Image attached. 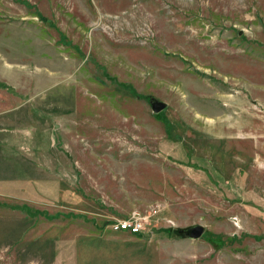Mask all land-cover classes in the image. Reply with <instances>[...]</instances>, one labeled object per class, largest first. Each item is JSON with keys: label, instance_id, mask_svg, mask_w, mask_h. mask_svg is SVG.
I'll list each match as a JSON object with an SVG mask.
<instances>
[{"label": "rangeland", "instance_id": "rangeland-1", "mask_svg": "<svg viewBox=\"0 0 264 264\" xmlns=\"http://www.w3.org/2000/svg\"><path fill=\"white\" fill-rule=\"evenodd\" d=\"M0 264H264V0H0Z\"/></svg>", "mask_w": 264, "mask_h": 264}, {"label": "water", "instance_id": "water-1", "mask_svg": "<svg viewBox=\"0 0 264 264\" xmlns=\"http://www.w3.org/2000/svg\"><path fill=\"white\" fill-rule=\"evenodd\" d=\"M151 108L154 112H159L165 107V103L155 98L150 100ZM176 236L181 238L198 239L204 232V226L201 224H193L186 227H178L173 229Z\"/></svg>", "mask_w": 264, "mask_h": 264}, {"label": "built area", "instance_id": "built-area-1", "mask_svg": "<svg viewBox=\"0 0 264 264\" xmlns=\"http://www.w3.org/2000/svg\"><path fill=\"white\" fill-rule=\"evenodd\" d=\"M136 215V214H135ZM132 215L128 219L118 221L113 225L114 230L128 231L131 233H141V230L144 228L142 225V220L138 217Z\"/></svg>", "mask_w": 264, "mask_h": 264}, {"label": "trees", "instance_id": "trees-1", "mask_svg": "<svg viewBox=\"0 0 264 264\" xmlns=\"http://www.w3.org/2000/svg\"><path fill=\"white\" fill-rule=\"evenodd\" d=\"M135 234H138L139 235V233H135ZM173 234H174V232H173Z\"/></svg>", "mask_w": 264, "mask_h": 264}]
</instances>
